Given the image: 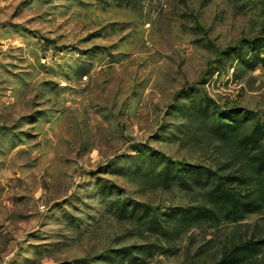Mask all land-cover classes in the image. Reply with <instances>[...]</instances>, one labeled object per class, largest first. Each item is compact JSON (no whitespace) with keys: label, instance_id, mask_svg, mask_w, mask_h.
<instances>
[{"label":"rangeland","instance_id":"obj_1","mask_svg":"<svg viewBox=\"0 0 264 264\" xmlns=\"http://www.w3.org/2000/svg\"><path fill=\"white\" fill-rule=\"evenodd\" d=\"M220 117L264 128V0H0V264H213L264 237V208L167 218L235 172Z\"/></svg>","mask_w":264,"mask_h":264},{"label":"trees","instance_id":"obj_2","mask_svg":"<svg viewBox=\"0 0 264 264\" xmlns=\"http://www.w3.org/2000/svg\"><path fill=\"white\" fill-rule=\"evenodd\" d=\"M255 65L256 62H251L249 68ZM200 110L205 111L202 107ZM243 122H245L244 118L227 120L220 117L208 120V128L213 139L233 143L234 158L232 160L237 164V168L233 173L219 176L217 181L207 188L204 192V203L176 207L166 214L167 218L174 221L175 225L178 228L180 226L183 231L202 223L214 227L224 221L237 222L244 219L246 215L259 212L264 208V128L256 123L249 131H245ZM144 175L148 173L144 172ZM157 176L163 177L160 183H164L165 187L172 183L167 168H162ZM234 184H251L252 186L249 191L241 193L233 187ZM197 185L207 186L206 183ZM150 247L151 245H143L138 249L148 248V255L151 256ZM263 248L264 237L258 240H244L224 250L213 264L250 262Z\"/></svg>","mask_w":264,"mask_h":264}]
</instances>
